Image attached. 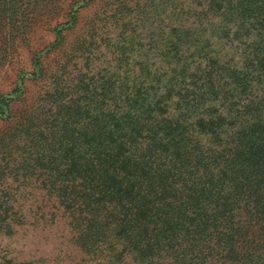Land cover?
I'll return each instance as SVG.
<instances>
[{
    "label": "trees",
    "instance_id": "trees-1",
    "mask_svg": "<svg viewBox=\"0 0 264 264\" xmlns=\"http://www.w3.org/2000/svg\"><path fill=\"white\" fill-rule=\"evenodd\" d=\"M102 1L76 49L87 69L101 28L119 47L133 44L138 23L152 13L158 21L155 7L165 20L154 29L170 43L166 66L80 73L60 121L40 131L36 164L10 171L43 201L29 216L13 191L2 229L52 225L62 211L85 264L262 259L264 0ZM7 14L0 9L3 38ZM215 40L242 59L216 55Z\"/></svg>",
    "mask_w": 264,
    "mask_h": 264
},
{
    "label": "rangeland",
    "instance_id": "rangeland-1",
    "mask_svg": "<svg viewBox=\"0 0 264 264\" xmlns=\"http://www.w3.org/2000/svg\"><path fill=\"white\" fill-rule=\"evenodd\" d=\"M4 1L0 0V9L8 14L6 19L3 17L5 38L0 35V264H39L41 259H47L48 264H85L84 255L71 242L72 234L62 211L52 225L34 223L18 227L11 235L2 229L5 205L12 193H16L29 216L45 196L10 171L36 164L39 150L33 146L41 139L40 131L48 134L52 120L60 121L63 104L69 103V92L80 73L88 70L93 75L105 68L117 70L139 62L149 64L146 67L152 72L166 66L170 43L158 38L160 34L154 29L163 28V8H154L158 21L154 22L152 13L151 20L138 23L133 44L123 40L119 47L116 33L106 35L101 28L87 69V54L80 58L76 49L82 39L92 35V20L103 6L102 0ZM170 21L178 24L177 18ZM152 37L157 41L150 44ZM211 44L219 57L242 59L241 50L231 49L228 42L215 40ZM51 139L43 147L47 157L52 150ZM212 264H264V257L238 262L213 260Z\"/></svg>",
    "mask_w": 264,
    "mask_h": 264
}]
</instances>
